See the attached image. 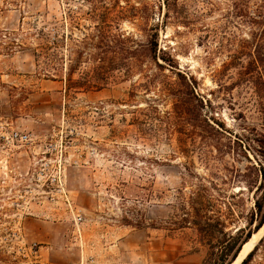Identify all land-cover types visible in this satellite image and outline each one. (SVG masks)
<instances>
[{
    "label": "rangeland",
    "instance_id": "rangeland-1",
    "mask_svg": "<svg viewBox=\"0 0 264 264\" xmlns=\"http://www.w3.org/2000/svg\"><path fill=\"white\" fill-rule=\"evenodd\" d=\"M259 52L264 0H0V264H203L182 201L255 231Z\"/></svg>",
    "mask_w": 264,
    "mask_h": 264
},
{
    "label": "trees",
    "instance_id": "trees-1",
    "mask_svg": "<svg viewBox=\"0 0 264 264\" xmlns=\"http://www.w3.org/2000/svg\"><path fill=\"white\" fill-rule=\"evenodd\" d=\"M55 43V42H54ZM54 47H47L44 49L41 53H36L37 61H41L40 57H42L44 60L42 61L43 64L55 69L54 67V59L56 58V53L54 50ZM47 50V51H46ZM257 59V60H256ZM255 60L256 64H259L257 66H261L264 68V53H258L257 58ZM50 75V74H46ZM72 78H70L71 80ZM71 84L69 85V88H84V87H92V80L88 79L85 82V86H76L78 82H75L74 80H71ZM98 87V86H97ZM264 145V142H262ZM261 171L263 173L262 181L260 185L257 188V196L255 198V209L252 214L251 221L249 222L250 226H252L255 221V231L259 230L264 225V166L261 167ZM186 202H181V212L178 214L179 218L178 220H175L173 223L175 224V227L173 229H182L189 227V224L192 225L201 235H205L209 239V245H210V251L206 258L203 261V264H231L240 253L243 245L249 241V239L252 237L253 233L255 232L250 228L248 232L244 235L245 231L244 229L240 228L238 229L237 234L233 235L230 231H226V225L225 222L220 220V218L215 222H212V218L210 212L205 211L201 213L199 216H192L190 212L186 210L185 207ZM258 216L257 220H254V217ZM223 234L224 237H230L233 238L232 240H236V245L233 246H227L222 248L221 250H218V243L214 242L213 238L215 235ZM244 235V236H243ZM259 252L262 253L261 261H259L257 264H264V236L260 239L258 244L255 246V248L244 258L241 264H252L255 257Z\"/></svg>",
    "mask_w": 264,
    "mask_h": 264
},
{
    "label": "bare ground",
    "instance_id": "bare-ground-1",
    "mask_svg": "<svg viewBox=\"0 0 264 264\" xmlns=\"http://www.w3.org/2000/svg\"><path fill=\"white\" fill-rule=\"evenodd\" d=\"M264 230V227L262 229H260L259 232H254L252 237L249 239V241H247L243 247H242V251L240 252L238 258L236 261L232 262V264H240L243 260V258L246 256V254L253 248V246L255 245V243L257 242L261 232Z\"/></svg>",
    "mask_w": 264,
    "mask_h": 264
},
{
    "label": "built area",
    "instance_id": "built-area-1",
    "mask_svg": "<svg viewBox=\"0 0 264 264\" xmlns=\"http://www.w3.org/2000/svg\"><path fill=\"white\" fill-rule=\"evenodd\" d=\"M14 137H16L20 141H27L28 140V135L27 134H19L18 132H16L14 134ZM37 247H38L37 244H33L31 246V248L33 249V251L35 253L36 262H38L39 264H45L43 262V260L41 259V253L39 252Z\"/></svg>",
    "mask_w": 264,
    "mask_h": 264
},
{
    "label": "water",
    "instance_id": "water-1",
    "mask_svg": "<svg viewBox=\"0 0 264 264\" xmlns=\"http://www.w3.org/2000/svg\"><path fill=\"white\" fill-rule=\"evenodd\" d=\"M252 249H253V248H252ZM252 249H251L250 251H252ZM241 251H242V249H241ZM241 251H240V252H241ZM250 251L246 254V256L250 253ZM239 254H240V253H239ZM239 254H238V256H239ZM238 256H237V258H238ZM246 256H245V257H246ZM245 257H244V258H245ZM237 258H236L234 261H236ZM244 258H243V259H244ZM234 261H233V262H234ZM231 264H232V263H231Z\"/></svg>",
    "mask_w": 264,
    "mask_h": 264
}]
</instances>
